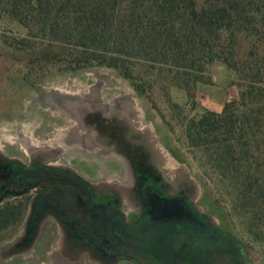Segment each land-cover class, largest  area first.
Listing matches in <instances>:
<instances>
[{
  "label": "flooded vegetation",
  "instance_id": "af4514ba",
  "mask_svg": "<svg viewBox=\"0 0 264 264\" xmlns=\"http://www.w3.org/2000/svg\"><path fill=\"white\" fill-rule=\"evenodd\" d=\"M107 104L82 110L78 122L106 155L70 146L64 111L43 117L38 134L0 145V213L7 210V233L15 230L7 243L21 234L17 248L35 241L38 264H264L182 169L156 157Z\"/></svg>",
  "mask_w": 264,
  "mask_h": 264
},
{
  "label": "trees",
  "instance_id": "16d2710c",
  "mask_svg": "<svg viewBox=\"0 0 264 264\" xmlns=\"http://www.w3.org/2000/svg\"><path fill=\"white\" fill-rule=\"evenodd\" d=\"M0 8L46 41L45 57L63 59L68 70L112 67L131 81L121 64L143 60L169 65L175 72L218 63L232 72L239 100L187 121L190 147L198 149L220 176L241 178V199L264 194V0H0ZM249 49L238 51L240 39ZM22 42H29L23 40ZM201 81L194 76L192 84ZM249 198V197H248ZM264 212L253 211L249 232L256 240ZM7 210L0 213V231Z\"/></svg>",
  "mask_w": 264,
  "mask_h": 264
},
{
  "label": "rangeland",
  "instance_id": "374dc122",
  "mask_svg": "<svg viewBox=\"0 0 264 264\" xmlns=\"http://www.w3.org/2000/svg\"><path fill=\"white\" fill-rule=\"evenodd\" d=\"M194 1L197 9L204 3V0ZM250 43L239 40L240 55L249 49ZM45 44L46 41L28 38L27 30L0 8V145L13 141L16 134H38L43 117H63L59 110L43 103L44 93H88L90 87L97 86L109 99L130 94L145 121L154 125L161 143L176 151L189 168L201 187L204 202L228 230L262 255L264 262V232L259 240L249 232L253 211L264 212V194L259 199H254V193L241 199L236 190L241 178L227 180L220 176L200 150L190 147L185 134L188 120L207 111L219 114L224 104L239 100L240 91L231 71L218 63L206 65L200 54L193 67L180 72L166 64L124 61L121 65L132 74L135 89L116 68L93 66L68 70L66 60L43 55ZM194 76H200L201 81L192 84ZM69 123L72 125L70 120ZM62 133L56 132L55 138ZM257 223L264 229V214ZM14 231L11 234L7 228L0 231V248L7 245ZM32 258L3 264H38Z\"/></svg>",
  "mask_w": 264,
  "mask_h": 264
},
{
  "label": "water",
  "instance_id": "95a60500",
  "mask_svg": "<svg viewBox=\"0 0 264 264\" xmlns=\"http://www.w3.org/2000/svg\"><path fill=\"white\" fill-rule=\"evenodd\" d=\"M55 93L59 96L53 101H49V103L44 100V103L49 106L52 105L51 107H54L56 110H59L60 112L64 111L68 114L67 117L72 124L71 129L69 130L71 136L70 146L79 150L82 149L93 155H106V152H103L104 148L101 146L102 143L99 140H96L93 134H89V132L81 129L78 122L82 110L86 108H90L91 110H104L103 108L107 102V106L109 107L114 105V108H116L123 122L127 126L137 128L134 130L135 133L146 137V140L149 143V148L156 157L163 162L165 161L171 167L179 166V168L185 173L188 183L196 188L199 195L201 194V187L197 180L191 175L189 168L183 161L178 163L171 154L172 150L168 147H164L154 125L151 122L145 121L144 115L137 107V103L132 95L123 94L109 99L98 91L97 86L90 87L88 93H68L60 91H55ZM22 235L23 234L19 235L11 243H7V245L0 248V264L8 263L17 258L24 260L31 258L36 243L34 241L24 248H17V244L23 237Z\"/></svg>",
  "mask_w": 264,
  "mask_h": 264
}]
</instances>
